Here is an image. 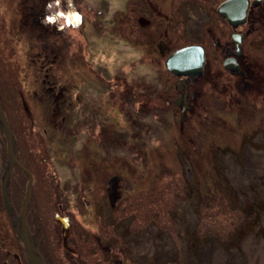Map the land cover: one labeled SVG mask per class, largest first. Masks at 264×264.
Listing matches in <instances>:
<instances>
[{
  "label": "rangeland",
  "instance_id": "obj_1",
  "mask_svg": "<svg viewBox=\"0 0 264 264\" xmlns=\"http://www.w3.org/2000/svg\"><path fill=\"white\" fill-rule=\"evenodd\" d=\"M141 4L0 0V105L33 178L29 231L44 264H204L214 242L217 263L245 262V241L264 243V168L246 166L264 125L227 108L229 126L187 142ZM26 184L15 168L17 213ZM13 228L0 199V264H27ZM151 235L171 245L145 248Z\"/></svg>",
  "mask_w": 264,
  "mask_h": 264
},
{
  "label": "flooded vegetation",
  "instance_id": "obj_2",
  "mask_svg": "<svg viewBox=\"0 0 264 264\" xmlns=\"http://www.w3.org/2000/svg\"><path fill=\"white\" fill-rule=\"evenodd\" d=\"M227 1L180 0L175 6L176 0L170 5L166 0H141L143 4L137 9L138 29L144 40L150 30L156 37L152 46L158 53V65L162 62L167 75L164 92L173 124L188 138L198 132L202 138L217 133L220 122L229 126V121L220 117L227 108H233L235 114L230 111V117L236 122L239 119L247 124L253 120V125H264V0H236L224 11L225 17L220 7ZM187 49H191L190 60L201 57V66L195 72L176 76L165 67V61ZM0 144V157L5 163L1 135ZM15 168L23 174L15 166L10 181ZM114 182H108V194ZM9 221L15 230V219L11 216Z\"/></svg>",
  "mask_w": 264,
  "mask_h": 264
},
{
  "label": "water",
  "instance_id": "obj_3",
  "mask_svg": "<svg viewBox=\"0 0 264 264\" xmlns=\"http://www.w3.org/2000/svg\"><path fill=\"white\" fill-rule=\"evenodd\" d=\"M235 2L236 0L227 1L220 7L223 16L225 17L227 16L224 13V11L227 8H229L231 5H233ZM229 20L231 21L230 16H229ZM190 50L191 49L181 50L175 53L174 55L170 56L165 61V67L176 76H182L190 72H195L196 69L200 68L202 60H200L201 57L199 56V60L194 61V59L191 58L192 60L191 62L189 58V54H191ZM0 131L5 140V148H4L5 152L2 153L3 154L2 157L4 159V156H6V165L3 166L4 170L2 171L1 174V183H0V195L3 200V204L5 206V211L7 212L9 217L13 215L15 221L17 222V224L15 223L16 224L15 232L20 244L22 245V250L26 257L27 264H44L43 258L39 253V251L37 250L34 238L31 235L27 223L25 221V214L29 203L30 188L33 182V178L31 173L27 169H25L16 159V146H15L14 136L9 127L3 109L1 108V105H0ZM15 166L27 178L25 193L21 202V209L18 214L14 210L8 194L9 181L11 178L13 168ZM10 211H12V213Z\"/></svg>",
  "mask_w": 264,
  "mask_h": 264
},
{
  "label": "bare ground",
  "instance_id": "obj_4",
  "mask_svg": "<svg viewBox=\"0 0 264 264\" xmlns=\"http://www.w3.org/2000/svg\"><path fill=\"white\" fill-rule=\"evenodd\" d=\"M246 166H247L248 169H261V168H264V154H262V153L248 154ZM231 167H233V166L231 165ZM1 204H2L3 209L5 210V206L3 204L2 198H1ZM10 212L12 213V211H10ZM12 217L14 218L13 215H12ZM15 223L17 224L16 221H15ZM150 237L151 238H149V237L146 238L145 237V240H148L144 244L145 248L151 247V245L157 246V248H158V245H160L161 247L159 246V250H162L163 248H169V246L171 245L170 241L167 238L164 239V241H162L161 243H159V242L154 240L153 235H151ZM244 252H245V255H246L245 262H232V263L231 262H223V263H217L216 259L222 253H221V250H220L218 244L216 242H214L210 246L209 255L207 257L205 256L203 261H204V264H264V243L261 242V241H258L253 236L249 237L245 241Z\"/></svg>",
  "mask_w": 264,
  "mask_h": 264
},
{
  "label": "trees",
  "instance_id": "obj_5",
  "mask_svg": "<svg viewBox=\"0 0 264 264\" xmlns=\"http://www.w3.org/2000/svg\"><path fill=\"white\" fill-rule=\"evenodd\" d=\"M181 156L179 155V158H180ZM181 159V158H180Z\"/></svg>",
  "mask_w": 264,
  "mask_h": 264
}]
</instances>
